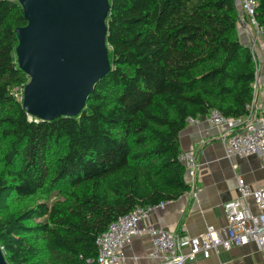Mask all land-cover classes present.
<instances>
[{
  "label": "trees",
  "instance_id": "obj_1",
  "mask_svg": "<svg viewBox=\"0 0 264 264\" xmlns=\"http://www.w3.org/2000/svg\"><path fill=\"white\" fill-rule=\"evenodd\" d=\"M111 69L76 116H30L21 96L16 0H0V247L8 264H98L97 237L137 206L190 185L188 117L244 116L256 62L238 0H109ZM256 20L264 26V0Z\"/></svg>",
  "mask_w": 264,
  "mask_h": 264
},
{
  "label": "water",
  "instance_id": "obj_2",
  "mask_svg": "<svg viewBox=\"0 0 264 264\" xmlns=\"http://www.w3.org/2000/svg\"><path fill=\"white\" fill-rule=\"evenodd\" d=\"M27 23L16 28L19 67L29 77L22 104L30 116H76L111 69L109 0H16ZM0 264H8L0 247Z\"/></svg>",
  "mask_w": 264,
  "mask_h": 264
},
{
  "label": "crops",
  "instance_id": "obj_3",
  "mask_svg": "<svg viewBox=\"0 0 264 264\" xmlns=\"http://www.w3.org/2000/svg\"><path fill=\"white\" fill-rule=\"evenodd\" d=\"M240 4L241 0H238V10ZM238 32L244 44L253 45L260 63L257 102L264 109V35L257 34L256 26L250 23L248 17L239 19ZM196 118L192 123L187 122L179 134L182 151H193L198 162L195 177L190 179L186 174L189 190L175 199L164 201V206L155 207L148 218L138 223L139 229L153 225L177 233L185 250L188 237L210 224L216 227L227 224L223 204L239 196L238 176L252 188L264 183V169L257 154L227 156L219 128L209 122L207 115ZM251 204L256 209L253 202ZM153 250L151 235L148 232H137L124 248L123 264H162L159 258L151 255ZM184 264H264V253L255 243L250 242L230 249H220L209 257L198 256Z\"/></svg>",
  "mask_w": 264,
  "mask_h": 264
},
{
  "label": "built area",
  "instance_id": "obj_4",
  "mask_svg": "<svg viewBox=\"0 0 264 264\" xmlns=\"http://www.w3.org/2000/svg\"><path fill=\"white\" fill-rule=\"evenodd\" d=\"M258 6L259 0H241L239 15L241 18L248 17L256 26L257 34L264 35V26H259L256 20ZM252 43L254 44V41ZM247 46L251 49L256 62L253 100L248 105L247 113L235 118L227 117L217 109H211L207 119L219 128L220 139L227 156L244 157L257 154L264 169V109L257 102L260 63L253 45ZM197 119L190 116L187 122L192 123ZM179 160L185 165L187 176L193 179L198 167L194 152L181 151ZM237 185L239 196L223 204L227 224L221 227L210 224L194 236L188 237L186 250L177 233L153 225L139 229V221L148 218L155 207L164 206V201L146 207L137 206L128 213L120 215L96 239L98 264H123L124 248L137 232H148L151 235L154 246L151 255L159 258L162 264H184L186 261L195 260L198 256L209 257L220 249H230L250 242L255 243L264 253V183L252 188L238 176ZM251 202L256 209H253Z\"/></svg>",
  "mask_w": 264,
  "mask_h": 264
},
{
  "label": "rangeland",
  "instance_id": "obj_5",
  "mask_svg": "<svg viewBox=\"0 0 264 264\" xmlns=\"http://www.w3.org/2000/svg\"><path fill=\"white\" fill-rule=\"evenodd\" d=\"M17 90H18V96L21 99L22 98V96H21V89L18 87Z\"/></svg>",
  "mask_w": 264,
  "mask_h": 264
},
{
  "label": "bare ground",
  "instance_id": "obj_6",
  "mask_svg": "<svg viewBox=\"0 0 264 264\" xmlns=\"http://www.w3.org/2000/svg\"><path fill=\"white\" fill-rule=\"evenodd\" d=\"M240 6H241V4H240ZM238 14H239V11H238ZM239 19H243V18H241V16L239 15ZM251 23V22H250ZM252 24V23H251ZM252 25H254V24H252ZM259 25V24H258ZM255 26V25H254ZM260 26V25H259Z\"/></svg>",
  "mask_w": 264,
  "mask_h": 264
}]
</instances>
